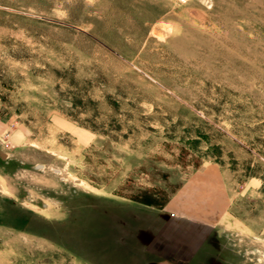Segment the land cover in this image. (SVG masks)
I'll list each match as a JSON object with an SVG mask.
<instances>
[{
	"label": "rangeland",
	"instance_id": "374dc122",
	"mask_svg": "<svg viewBox=\"0 0 264 264\" xmlns=\"http://www.w3.org/2000/svg\"><path fill=\"white\" fill-rule=\"evenodd\" d=\"M0 264H264V0H0Z\"/></svg>",
	"mask_w": 264,
	"mask_h": 264
},
{
	"label": "crops",
	"instance_id": "0c3cea01",
	"mask_svg": "<svg viewBox=\"0 0 264 264\" xmlns=\"http://www.w3.org/2000/svg\"><path fill=\"white\" fill-rule=\"evenodd\" d=\"M208 225V224H207ZM207 241H209V237H207ZM207 262V261H206Z\"/></svg>",
	"mask_w": 264,
	"mask_h": 264
}]
</instances>
